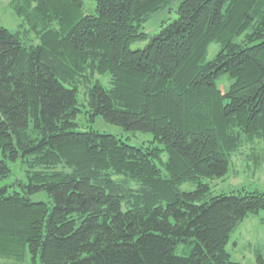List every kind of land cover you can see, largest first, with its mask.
Wrapping results in <instances>:
<instances>
[{
    "label": "trees",
    "instance_id": "obj_1",
    "mask_svg": "<svg viewBox=\"0 0 264 264\" xmlns=\"http://www.w3.org/2000/svg\"><path fill=\"white\" fill-rule=\"evenodd\" d=\"M94 1L87 13L83 0H10L21 23L0 27V182L16 162L26 179L0 185V258L237 264L230 235L264 192L213 195L205 180L246 148L264 162V0ZM177 2L175 19L143 30ZM80 87L92 121L150 145L79 131Z\"/></svg>",
    "mask_w": 264,
    "mask_h": 264
},
{
    "label": "rangeland",
    "instance_id": "obj_2",
    "mask_svg": "<svg viewBox=\"0 0 264 264\" xmlns=\"http://www.w3.org/2000/svg\"><path fill=\"white\" fill-rule=\"evenodd\" d=\"M84 8L87 13H95V1L83 0ZM178 2L172 6L171 10H163L155 13L152 18L143 26V30L150 34L156 33L163 22H170L176 18L175 9ZM21 23V19L16 16L10 6V0H0V27L11 31H16ZM146 42H137L130 46L132 50L141 49ZM219 49V45L212 43L205 58V61L211 60ZM105 86L108 82L107 77L97 76ZM78 103L82 112L77 116L76 123L79 131L93 130L103 134H110L117 138L139 147L150 145L152 135L143 132H126L121 127L106 122L101 116L93 117L91 120L87 113V108L83 107L85 103L81 87L78 92ZM262 150V143L256 145ZM249 150L246 148L241 153L232 158L226 176L219 179L205 180L209 185L211 194L218 195L222 193L237 192L240 189L260 190L264 192V162H258L248 159ZM11 175L6 181L0 182V185L8 186V191H21L18 182H25L24 170L19 163L10 164ZM194 186L184 184L181 190H192ZM31 200H46L44 194L30 196ZM231 255V260L237 264H259L257 255L260 254L264 262V211L258 214L248 215L240 222L230 235L226 246ZM0 264H16L14 260L0 258ZM20 264H32L31 257L25 253L24 260ZM37 264H40L39 262Z\"/></svg>",
    "mask_w": 264,
    "mask_h": 264
}]
</instances>
